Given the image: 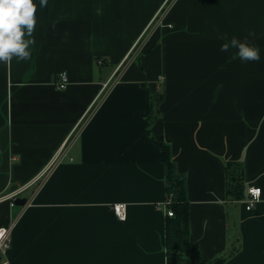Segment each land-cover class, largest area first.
<instances>
[{"label":"crops","instance_id":"0c3cea01","mask_svg":"<svg viewBox=\"0 0 264 264\" xmlns=\"http://www.w3.org/2000/svg\"><path fill=\"white\" fill-rule=\"evenodd\" d=\"M222 34L261 59L220 51ZM33 35L30 60L0 63V192L29 184L25 204L0 205L11 264H191L167 254L158 143L203 259L264 264V0H47Z\"/></svg>","mask_w":264,"mask_h":264},{"label":"clouds","instance_id":"9594fccd","mask_svg":"<svg viewBox=\"0 0 264 264\" xmlns=\"http://www.w3.org/2000/svg\"><path fill=\"white\" fill-rule=\"evenodd\" d=\"M47 0H0V63H8L13 58L17 61L30 60L36 38L33 35L37 25V8H43ZM52 27H55L53 23ZM253 35L249 32V36ZM227 34L218 38L225 41L220 45V51L234 49L232 58L241 62L259 61L261 49L233 35L227 39ZM259 189H257V192Z\"/></svg>","mask_w":264,"mask_h":264},{"label":"trees","instance_id":"16d2710c","mask_svg":"<svg viewBox=\"0 0 264 264\" xmlns=\"http://www.w3.org/2000/svg\"><path fill=\"white\" fill-rule=\"evenodd\" d=\"M158 146L164 152V168L166 175L167 190L172 194L171 209L173 216L168 215L166 222V241H167V254H186L189 256L191 264H220V259L212 262H206L199 252L197 247L192 246L187 237L189 235V201L186 196V182L185 177L180 176L175 168V164L172 159V154L168 145L164 143H158ZM228 169L236 168L233 163H229ZM228 173V185L229 191L235 197H239L240 192L243 189L242 174Z\"/></svg>","mask_w":264,"mask_h":264},{"label":"built area","instance_id":"2783aa9c","mask_svg":"<svg viewBox=\"0 0 264 264\" xmlns=\"http://www.w3.org/2000/svg\"><path fill=\"white\" fill-rule=\"evenodd\" d=\"M157 23V22H156ZM158 24V23H157ZM102 61H100L101 63ZM68 74L67 72L63 71L59 74L58 79L56 81L58 89L62 90L68 86ZM29 184L18 186L13 190H8L7 192H0V205L3 203H10V205L15 204V200L24 192L28 187ZM257 189L259 191L257 192ZM249 198L247 199L246 209L249 210L254 207L255 203L261 198V188L257 186L249 187L248 190ZM172 197L165 203L166 211L168 212L169 216H173V212L171 207L172 204ZM114 214H116L117 218L120 221H124L127 218V203H116L112 206ZM12 228L13 224H10L6 227H0V264H11L10 260L7 259V254L9 249L11 248V237H12Z\"/></svg>","mask_w":264,"mask_h":264},{"label":"water","instance_id":"95a60500","mask_svg":"<svg viewBox=\"0 0 264 264\" xmlns=\"http://www.w3.org/2000/svg\"><path fill=\"white\" fill-rule=\"evenodd\" d=\"M15 202H16L17 205L25 204V203H26V198H22V199L17 198V199L15 200Z\"/></svg>","mask_w":264,"mask_h":264}]
</instances>
